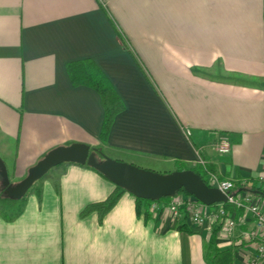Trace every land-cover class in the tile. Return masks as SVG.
<instances>
[{"label":"crops","instance_id":"crops-1","mask_svg":"<svg viewBox=\"0 0 264 264\" xmlns=\"http://www.w3.org/2000/svg\"><path fill=\"white\" fill-rule=\"evenodd\" d=\"M83 60L124 104L106 142L100 94L75 86L69 72ZM223 134L232 146L225 155L215 149ZM76 142L143 168L206 160L240 192L260 186L264 0H0V156L11 182ZM115 188L87 165L56 166L24 202L0 205V264H220L226 254L230 264H248L264 239V230L252 241L242 236L256 228L253 217L230 234L209 218L193 223L187 210L175 219L171 197L146 216L126 190L102 221L81 215Z\"/></svg>","mask_w":264,"mask_h":264},{"label":"water","instance_id":"water-1","mask_svg":"<svg viewBox=\"0 0 264 264\" xmlns=\"http://www.w3.org/2000/svg\"><path fill=\"white\" fill-rule=\"evenodd\" d=\"M97 153L101 154L104 159L99 160ZM63 163L91 166L117 186L132 193L135 197L143 199L159 200L172 197L183 189L206 205L227 202V196L224 192L217 187L210 186L200 174L192 169L160 173L129 162L113 159L102 151L80 142L51 149L17 183L11 182L7 165L0 156L1 186L10 198L22 199L37 180L52 168Z\"/></svg>","mask_w":264,"mask_h":264},{"label":"built area","instance_id":"built-area-1","mask_svg":"<svg viewBox=\"0 0 264 264\" xmlns=\"http://www.w3.org/2000/svg\"><path fill=\"white\" fill-rule=\"evenodd\" d=\"M186 134L191 135V130L186 129ZM231 141L227 135L219 136V140L215 144L216 151L225 155L231 151ZM206 170L207 182L210 186L217 187L227 196V204L234 205L242 213L238 218L229 214L223 207L225 203H216L214 210L205 207L210 206L200 202L197 198L190 194H179L172 196L168 202V210L175 219L182 216L183 212L187 210L190 214L191 220L195 224H201L206 219H211L214 222L222 223L223 230L230 234L238 226L247 222L249 217L256 220V228L243 231L242 236L248 240H255L258 232L264 230V211L261 206L262 199L251 192H240L237 189L235 180L223 179L218 173H215L207 168V161L200 160L198 162ZM259 185L264 187V176L259 178ZM163 208L159 200H152L149 206V213L157 216L159 211ZM259 259H264V239L257 246V256L249 261L248 264H258Z\"/></svg>","mask_w":264,"mask_h":264},{"label":"trees","instance_id":"trees-1","mask_svg":"<svg viewBox=\"0 0 264 264\" xmlns=\"http://www.w3.org/2000/svg\"><path fill=\"white\" fill-rule=\"evenodd\" d=\"M69 72L71 75L72 82L75 86L86 85V86H89L95 89L100 94L102 103L104 106V120H103L100 137L103 142H106L108 139L109 133H110L111 126L115 119V116L121 111H123L124 109V104L121 98L118 96L110 80L94 64L93 61L83 60V61L73 62L69 65ZM88 167L96 170L95 168L91 166H88ZM186 169L194 170L196 173L200 174L202 178L207 182L206 170L204 169L202 165H196L193 167H189V166H186L185 164H180L178 166V170H186ZM96 171L105 177V175H103L101 172H99L98 170ZM239 188L245 189L247 191H250L264 198V187L258 186L254 181L252 182L251 185H248V186L241 185ZM124 191L125 189L116 185L115 190L109 195V197L106 200L99 202V203H92V204L87 205L82 211L81 215L86 216L92 212H97L99 214L100 220L102 221L103 217L117 203V201L119 200V198L121 197ZM179 192L188 194L183 189L180 190ZM6 197L8 198L7 195ZM166 198L167 197H165V199ZM25 199H26V196L18 200L19 204L24 202ZM136 201H137L138 212L141 213L143 209V213H145L146 216H149L150 214L149 206L152 200L136 197ZM211 247H212V250L216 252V254L214 255V259H215L219 255V253L216 251L217 248L215 245V238H213L211 241ZM218 263L230 264V255L229 254H226V256L222 255Z\"/></svg>","mask_w":264,"mask_h":264},{"label":"rangeland","instance_id":"rangeland-1","mask_svg":"<svg viewBox=\"0 0 264 264\" xmlns=\"http://www.w3.org/2000/svg\"><path fill=\"white\" fill-rule=\"evenodd\" d=\"M104 153V152H103ZM105 154V153H104ZM106 155V154H105ZM97 156H98V159L99 160H103L104 158H103V156L101 155V154H99V153H97ZM108 157H110L109 155H107ZM111 158H113V157H111ZM114 159V158H113ZM196 165H201V164H199V163H196ZM168 166V165H167ZM166 165H163V164H160V165H157V166H151V167H146V168H149V169H151V170H154V171H156V172H160V173H169V172H172V171H175L176 169H173V167H167ZM143 168V167H142ZM145 168V167H144ZM53 169H55V167L54 168H52L48 173H46L42 178H40L39 180H37L36 182H35V184L32 186V188H30L29 189V191L27 192V195H29L36 187H37V185H38V183L41 181V180H43V179H46V178H48L49 177V175L53 172ZM178 170V169H177ZM21 181V180H20ZM17 182H19V181H14V182H12V183H17ZM179 194H184V193H182V192H179ZM6 192H5V190L2 188V186H1V177H0V205H17L19 202H18V200H16V204H8V200H6V202L3 200L4 199V197L5 198H7L6 197ZM9 199V198H8ZM10 201H13V203L15 202L14 200H10Z\"/></svg>","mask_w":264,"mask_h":264}]
</instances>
